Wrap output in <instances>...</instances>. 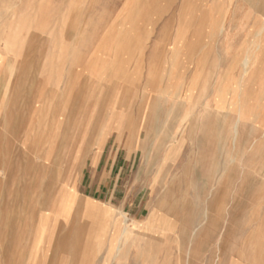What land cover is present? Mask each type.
<instances>
[{"label":"rangeland","instance_id":"obj_1","mask_svg":"<svg viewBox=\"0 0 264 264\" xmlns=\"http://www.w3.org/2000/svg\"><path fill=\"white\" fill-rule=\"evenodd\" d=\"M161 6L170 11L176 0H0V39L19 57L9 64L19 70V167L37 168L42 184L46 159L38 165L31 153L53 151L58 183L77 161L72 156L96 150L102 138L101 150L132 156L137 183L148 186L135 192L137 201L153 203L167 219L173 250L154 254L151 264H262L242 254L248 249L239 233L232 236L231 256L225 253L224 218L234 225L235 208L207 206L208 191L198 196L193 185L205 186L218 166L222 152L208 139L209 125L222 123L223 115L209 108L207 73L192 71L190 63L171 72L159 54L170 47L143 46L161 37L162 18L176 17L160 14ZM126 174L125 166L123 185ZM27 193L5 208L0 264L26 262L38 209L32 206L37 192ZM49 193L39 192L40 209Z\"/></svg>","mask_w":264,"mask_h":264},{"label":"crops","instance_id":"obj_2","mask_svg":"<svg viewBox=\"0 0 264 264\" xmlns=\"http://www.w3.org/2000/svg\"><path fill=\"white\" fill-rule=\"evenodd\" d=\"M165 9L161 6L159 13L176 15L175 19L162 18L161 37L147 39L143 46L170 47L159 54L171 62V72L190 63L192 71L207 73L213 80L209 108L223 115L222 123L215 120L209 125L214 132L208 138L223 160L219 153L218 166L208 168L205 186L193 185L198 196L208 191L207 206L235 208L234 225L228 226V216L224 218L225 253L231 256L232 236L239 233L248 249L242 254L264 264V0H176L175 7ZM7 46L0 39V247L6 237L5 208L36 191L32 206L38 209L31 215L25 264H151L154 254L168 255L174 244L165 215L153 203L137 201L135 192L148 186L142 189L137 183L135 160L101 150L102 138L96 150L72 156L77 161L63 169L66 179L58 183L53 151L43 157L31 153L38 165L40 158L46 159L42 184L37 168L19 167L23 154H19L18 65L16 71L9 70L19 57L9 54ZM53 110L49 108L48 125L53 124ZM52 135L46 139L49 144L55 142ZM9 144H15L12 150ZM125 166L128 181L123 185ZM41 191L50 193L40 209ZM252 210L254 217L249 218Z\"/></svg>","mask_w":264,"mask_h":264}]
</instances>
